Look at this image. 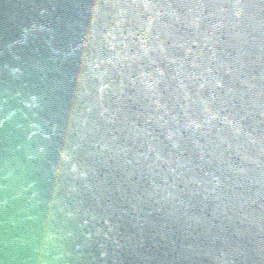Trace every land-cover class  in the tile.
I'll list each match as a JSON object with an SVG mask.
<instances>
[{"label": "water", "instance_id": "95a60500", "mask_svg": "<svg viewBox=\"0 0 264 264\" xmlns=\"http://www.w3.org/2000/svg\"><path fill=\"white\" fill-rule=\"evenodd\" d=\"M0 264H264V0H0Z\"/></svg>", "mask_w": 264, "mask_h": 264}]
</instances>
